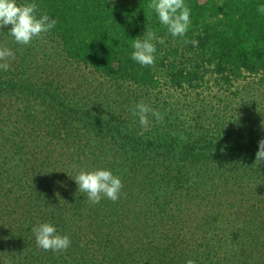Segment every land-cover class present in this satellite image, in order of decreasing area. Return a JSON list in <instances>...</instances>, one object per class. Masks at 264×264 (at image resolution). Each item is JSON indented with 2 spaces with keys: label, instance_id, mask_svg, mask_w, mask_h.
<instances>
[{
  "label": "trees",
  "instance_id": "1",
  "mask_svg": "<svg viewBox=\"0 0 264 264\" xmlns=\"http://www.w3.org/2000/svg\"><path fill=\"white\" fill-rule=\"evenodd\" d=\"M18 2H35L38 5V14L47 13L50 18L57 21L55 28L45 35L58 44L59 51L65 59L83 65L92 74L113 83L119 98L123 100L135 98V104L141 100L149 103L143 98L146 96L144 93L163 94L171 89L186 92L212 87L232 90L237 82L249 76H264V13L257 11V6L264 4V0H185L191 9V26L185 37H173L167 33L166 28L160 24L157 14L148 7L150 0H18ZM146 31L154 32L157 37H164L165 44L154 41L157 49L155 64L142 67L131 59L133 51L131 42L138 36L143 37ZM185 40L196 43H185ZM31 69L33 68H21L15 73L16 77L19 76L16 81H13L12 77L1 75L0 92L22 91L31 104L35 105L33 99L43 103L50 110L55 108L63 111L65 118L62 123L54 126L53 130H56V133L52 135V141L57 145L64 141L69 144H66L65 148L57 146L56 150L49 149L46 144L42 145V148L36 146L32 151L35 157L22 156L17 164L12 163L10 166L6 154L0 155V201L6 200L4 207L6 209L10 207L13 216L16 217L17 214L16 223L22 227L16 231L18 239L14 242L8 240V244H5L9 248V253L17 259L14 263L26 264L17 257H22L26 253V243L31 242L30 237L34 236L29 227L38 219H42V222H51L54 226L64 229L62 231L56 228L58 233L68 235L71 240L70 247L63 254L64 258L82 257V262H76L78 264H186L188 259H193L195 264H223L215 262L216 259H221L219 252L214 250L220 245L216 247L206 244L205 246L210 249H205L203 255L195 252L197 256L193 250L181 248L183 242L176 240L175 236H178L176 228L170 230V234L156 235L155 238L156 232L164 230L161 226L152 227L149 223L153 221L150 218L151 204H157L158 207L159 203L160 207H164V210L159 211L162 214L169 212L167 206L172 199L171 194L180 184L176 178L185 174L188 165L173 167L165 161L161 162L162 165L159 163V166L144 163L146 157L144 155L140 160L143 163L126 166L120 175L119 167L114 166L112 170L117 169L123 183L121 196L116 202L102 198L99 203L90 204L86 194L80 193L76 186L69 184L71 182H66L64 176L63 187H68L69 190L60 187L62 189L58 190L57 194L53 189L49 191L43 187L41 182L56 175L54 174L56 169H52L53 165L64 164L67 161L65 165L73 168L78 161L70 157L71 154L81 155L79 143H82L84 138L92 139L93 132L105 135V131H108V135L118 138L126 131L124 137L128 143L133 144L135 141L141 143L139 145H142L144 154L150 155L154 150L161 153V156H179L181 160L201 163L208 157L217 155L212 150L216 141L217 143L219 140L222 141L221 136L224 135L222 132L225 131L217 130L212 134L210 130L198 127L197 137H190L187 143L183 144L168 137L164 132H159L164 135L157 136L156 141L132 138L129 131L127 132V126H124L128 122L123 119L117 123L112 116L106 115L108 110L102 107L99 100L97 103L91 100L86 103L84 101L86 96H81L76 88H74L76 95L72 94L73 98L67 97L68 93L54 78L47 82L43 81L44 84H35V73ZM139 89L142 90L140 92L142 98L137 96L136 90ZM114 97L118 99L116 95ZM110 103H114L113 100H110ZM31 104L28 105L26 112L32 114L34 110H30L34 106ZM28 116L32 118V115ZM5 128L3 124L0 132L2 148L10 153L15 151L19 154L32 147L33 140H28V137L35 138L33 135L37 132L30 129L26 132L28 135L20 139L21 146L18 149L14 148V141L8 149ZM32 128L35 129L36 124ZM239 132L236 134L233 130L230 133L226 132L235 153L252 154L255 158L259 142L251 135H248L249 141H246V134ZM72 145L77 149L70 151ZM46 149L48 152H45ZM86 153L88 152L84 151V154ZM12 160L13 157H10V163ZM208 166L210 165H206ZM211 167L213 168H206L208 178L210 175L214 176L213 174L221 176L230 169L214 165ZM251 170L258 171L257 174L261 172L260 177L264 180V162L259 165L253 164ZM33 184L37 186L34 187ZM223 184L226 187L229 185L227 179ZM163 195L164 205L160 204L162 199L157 201ZM258 202L264 209V192L256 201L248 200L249 214L255 216V212L262 213L261 208H257ZM132 204L144 210L134 212ZM42 205L47 208L42 214L44 218H37L34 209L41 208ZM19 207L22 209L17 210ZM86 215L91 219L89 226L94 228L89 230L92 231L89 234L90 241L87 240L86 245L81 246V237H86L84 231L78 229L79 231L72 232L70 229V232L65 228L69 223H77L78 219L81 220ZM262 215L264 216V213ZM127 218L135 220L138 224L135 240L132 241L126 236L123 239L117 238L119 230L112 229L121 226ZM251 219L250 229L246 227L243 232L237 233L232 231L231 242L237 244L238 248L235 247L230 257L236 261L224 262L225 264H259L255 259L256 244L254 245L252 237L255 242L261 241L264 227L255 217ZM160 221H165L163 216L155 215L153 222L157 224ZM26 223L28 228H24ZM103 226L104 230L101 229ZM223 239V231L213 232L214 244H220ZM237 239L241 241L237 242ZM244 240L249 241L248 246H253L252 250L244 246ZM31 255L30 259L33 261L28 264H62L54 259L55 252L52 251L41 250ZM191 256L193 258H190ZM228 259L226 257V261Z\"/></svg>",
  "mask_w": 264,
  "mask_h": 264
},
{
  "label": "rangeland",
  "instance_id": "2",
  "mask_svg": "<svg viewBox=\"0 0 264 264\" xmlns=\"http://www.w3.org/2000/svg\"><path fill=\"white\" fill-rule=\"evenodd\" d=\"M10 27L11 25H7L0 28V45L11 48L15 53V59L10 60V67L7 71L0 70V76L12 77L14 78L13 81H16L19 76L16 77L15 73L20 71L21 68H33L31 70L35 73V84H44L43 81L47 82L51 78H54L58 84L60 82L59 86L68 93L67 97L70 98H73L72 94L76 95L74 88L78 89L81 96H86L84 98L86 103L90 100L97 103L99 100L102 107L108 110L106 115L112 116L113 119H116L117 123L119 122L118 120L124 119L125 122H128L124 126H127V132L129 131L132 138H139L144 141H156L157 136L160 137L161 135L159 132H164L168 137L178 140L183 144L187 143L190 137H197L196 132H198V127L208 129L212 134L217 130L225 131L222 132L224 134L221 136L222 141L219 140V143L216 141L215 148L212 150L217 155H212L201 163L187 159L181 160L179 156H161V153L155 152L154 150L150 155L144 154L142 145H139L141 143H138V141H135L133 144L128 143L124 137L127 134L126 131L123 132L122 136L119 135L118 138L108 135V131H105V135L103 133L99 135L93 132L92 139L84 138L82 143H79L82 154H71L70 156L78 161V163L74 164V167L77 166L78 168L68 167L65 165L67 161L64 164L62 163L63 165H53L52 169H56L54 172L56 175L50 176V179L47 180L42 179V186L49 191L53 189L57 194L58 190L62 189L60 187L65 186L63 182L64 176L66 182H71L69 184H73L78 190V185L71 177L76 174L78 169L107 168L113 174L119 176L121 170H125L126 166L143 163L140 160L144 158V155H146L144 163L158 165L165 161L173 167L176 165H188L189 167L185 171V174L178 175L176 178V181L180 184L176 187V191L171 194L172 199L167 206L169 212L167 214L159 212L164 208L160 207L159 203L158 207L154 203L150 205V207L152 206L150 208L151 220L153 219L154 221L155 215L157 214L162 215L163 220L165 219V221H160L157 224L149 221L152 227L161 226V229L164 230L156 232L155 238L156 235L170 234L169 231L176 228V234H178V236H175L176 240L183 242L181 248H185L187 251L193 250L194 255H197L195 252L203 255L205 249H210V247L205 246L206 244L209 246L216 245V247L220 245L219 248L214 250L219 252L221 259H216L215 262H221L223 264H225L224 262H235L236 260L231 258L230 255L235 247L237 249L238 246L237 244L234 245V242H231L232 231L237 233L243 232L246 227L250 229L252 217L258 219L261 226L264 227V216L262 215L264 209H262V205L258 202L257 208H261L262 213H259V211L258 213L255 212V216L254 214H249L247 209L248 200L256 201L260 194L262 196L264 192V180L260 177L261 172L257 174L258 171L254 172L251 170L255 163L253 155L235 153L232 148V143L227 139L226 132L230 133L233 130L234 134H236L242 130L239 134H246V141H249L248 135L256 138L258 142L264 138V76H249L237 82L232 90L212 87L211 89L186 92L171 89L163 94L155 92H150V94L144 93L146 96L143 98L149 102L147 104L163 115L162 121L157 122L156 118L149 114V128L148 130H144L139 123L138 117L133 116L130 111V108L135 105V98L126 100L119 98L117 95L118 91H116V86L113 83L92 74L83 65L65 59L59 51L58 44L45 34L42 38L33 39L30 45H19L15 43L14 39L8 34ZM19 75L21 76V74ZM136 91L137 96L142 98L140 93L142 90L139 89ZM113 95H116L118 99ZM110 100H113L114 103H110ZM32 101L35 105L26 100L22 91L18 93L17 90H8L7 93L0 92V132L4 124L6 127L4 129L7 135L6 138L8 137V149L13 144V141L15 144L14 148L18 149L21 146L19 144L20 139L28 135L26 132L30 131V129L31 131L34 130L37 132L33 135L35 138L28 137V140H33L31 141L32 147H29L26 152L24 150L19 154L15 151L10 153L1 147L3 141L1 139L2 134L0 133V155L6 154L5 157L8 158L7 160L9 162L8 166L12 163L17 164L22 156L28 155L35 157L32 151L36 146L42 148L41 146L46 144L49 149L56 150L57 146H63L65 148L67 146L66 144H69V142L64 141L57 145L52 141V135L56 133V130H53L54 126L62 123L65 118L63 111L55 108L50 110L43 103L41 104V102L33 99ZM29 104L34 106L30 110H34L32 114L31 112H26ZM28 115H32V118ZM34 124H36L35 129L32 128ZM74 149L77 148L72 145L70 151ZM84 151L88 153L84 154ZM216 151L218 152L216 153ZM45 152H48V149ZM10 157H13L11 163ZM150 160L152 161L149 162ZM206 165L210 166L206 167ZM211 165L215 167H230V169L226 172L223 171L224 173L221 176L220 174H213L214 176L210 175L208 178V170L206 168H213ZM114 166L119 167V175L117 174V169L112 170ZM199 168L202 169L199 170ZM9 171L11 172L12 168ZM255 174L257 175L255 176ZM225 179H227V183L229 184L227 187L223 184ZM33 186L36 187L37 185L33 184ZM63 189L66 191L69 190L68 187H63ZM48 195L50 196V194ZM164 196L157 200L159 202L162 199L160 202L162 205H164L165 201L163 199ZM219 199L221 200L220 203ZM5 201H0V264H15L14 261H17V259L9 253V248L5 244H8V240H11V242L16 241L19 237L16 231L22 227L16 223L17 214L16 217L13 216L10 207L8 209L4 207ZM221 204L222 206H220ZM22 207L17 208V210H21ZM134 207L132 204L134 212L144 210L142 207ZM44 210H47V208L42 205L41 208L34 209V214L37 218H44L42 215L45 213ZM41 220L38 219L35 224L42 223ZM90 222L91 219L86 215L85 218L78 219L77 223L71 222L66 225L65 229H68L70 232L71 230L73 232L82 229L86 236L81 237L80 240L81 246H83L86 245L87 240L90 241L89 234L92 231L89 230L94 228L89 226ZM104 226L101 229L104 230ZM26 227L28 228L27 223L24 228ZM32 227H29V229H32ZM55 227L58 228L56 225ZM137 227L138 224L135 223V220L127 218L125 222H122L121 226L112 229L119 230V233L117 232L116 234L117 238L123 239L126 236L132 241L135 240L134 235L137 232ZM58 229L64 230L62 227ZM138 231L140 232L139 229ZM149 231L151 232V229ZM215 231L217 233L223 231L224 239L220 244H214L213 232ZM96 233L98 234L97 231ZM252 239L254 240V245L256 244V252H254L256 254L255 259H257L259 264H264V236L262 235L261 241L258 242H255L253 237ZM30 240L31 242L28 241L26 243V253L22 257H17L18 259H22L24 261L23 263L26 264L33 261L30 259L32 258L31 254L43 250L36 245L35 236H31ZM123 241L126 242L125 239ZM240 241L241 239H237V242ZM243 243L247 248L253 249V246H248V240H244ZM67 250L55 252L54 259L62 264H78L76 262H82V257L64 258L65 255L63 254ZM261 253L263 254L261 255ZM99 254L101 253L99 252ZM226 257L229 258L228 261H226ZM190 258H193V256Z\"/></svg>",
  "mask_w": 264,
  "mask_h": 264
},
{
  "label": "clouds",
  "instance_id": "3",
  "mask_svg": "<svg viewBox=\"0 0 264 264\" xmlns=\"http://www.w3.org/2000/svg\"><path fill=\"white\" fill-rule=\"evenodd\" d=\"M148 7L157 14L158 20L173 37H185L191 26V9L185 0H150ZM257 11L264 13V4L257 6ZM38 5L35 2L20 3L18 0H0V28L11 25L8 34L19 45H30L33 39L42 38L51 29L55 28L57 21L50 18L47 13L38 14ZM154 41L165 44L164 37H157L152 31H146L143 37H136L131 42L133 51L131 59L142 67L154 66L157 51ZM195 41L185 40V43ZM15 59V53L7 46L0 45V70L7 71L10 60ZM133 116L138 117L144 130L149 128L148 116L151 114L162 121L163 115L143 100L130 108ZM264 162V138L259 141L258 151L255 154V165ZM71 176V175H70ZM78 185V191L86 194L90 204H97L102 198L116 202L123 189L119 176L107 168H80L71 176ZM36 245L52 252L66 251L71 244L70 237L57 232L51 222L37 223L32 227ZM186 264H195L188 259Z\"/></svg>",
  "mask_w": 264,
  "mask_h": 264
}]
</instances>
